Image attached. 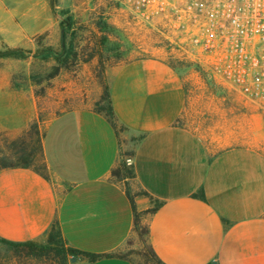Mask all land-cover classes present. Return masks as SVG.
Listing matches in <instances>:
<instances>
[{
  "label": "crops",
  "instance_id": "0c3cea01",
  "mask_svg": "<svg viewBox=\"0 0 264 264\" xmlns=\"http://www.w3.org/2000/svg\"><path fill=\"white\" fill-rule=\"evenodd\" d=\"M24 3H0V49L54 39L52 3ZM206 91L165 58L118 66L109 97L121 131L90 108L52 119L41 142L47 175L0 170V238L43 243L56 223L70 248L112 254L71 264H140L122 250L136 239L133 204L163 264H264L263 115L229 89L216 102L205 101ZM8 99L23 103L0 91ZM124 151L132 152V201L111 175Z\"/></svg>",
  "mask_w": 264,
  "mask_h": 264
},
{
  "label": "rangeland",
  "instance_id": "374dc122",
  "mask_svg": "<svg viewBox=\"0 0 264 264\" xmlns=\"http://www.w3.org/2000/svg\"><path fill=\"white\" fill-rule=\"evenodd\" d=\"M48 1L58 21L54 39L40 40L34 49H15L14 55L9 54L12 49H0V91L20 95L23 100V103L18 99L0 101V162L10 160L15 143L33 154L32 168L47 175L36 146L37 142L41 145L48 124L65 111L96 108L114 70L132 59L165 58L186 84L206 88L205 101L216 102L227 96L226 87L205 76L194 60L184 59L179 45L167 42L160 25L121 12L114 0ZM15 2L27 5L25 0H0L6 7ZM61 28H64L63 47ZM122 181L138 193L132 178ZM144 229L139 224L135 241H130L122 250L137 258L140 264H153L146 235L142 233ZM0 264L52 263L28 258L0 243Z\"/></svg>",
  "mask_w": 264,
  "mask_h": 264
},
{
  "label": "built area",
  "instance_id": "2783aa9c",
  "mask_svg": "<svg viewBox=\"0 0 264 264\" xmlns=\"http://www.w3.org/2000/svg\"><path fill=\"white\" fill-rule=\"evenodd\" d=\"M264 116V0H114ZM132 166V160H125Z\"/></svg>",
  "mask_w": 264,
  "mask_h": 264
},
{
  "label": "trees",
  "instance_id": "16d2710c",
  "mask_svg": "<svg viewBox=\"0 0 264 264\" xmlns=\"http://www.w3.org/2000/svg\"><path fill=\"white\" fill-rule=\"evenodd\" d=\"M60 25L63 26L62 23ZM69 26H70V21H68L67 27L69 28ZM16 52L17 51L15 49H12L9 51V54L14 55ZM101 103H104V105L99 106ZM92 110L95 111L96 113L105 116L109 121V123L112 125V127L115 129L116 134H118L121 131L122 127L118 125L112 110L111 101L109 97V86L104 88L103 94L101 95L96 108ZM12 145L13 146L10 153L11 158L10 160H1L0 170L9 169V168L33 169L31 164L33 154L27 152L25 147L22 145H20L19 147H17L15 143H13ZM36 149L41 153L42 156L41 145L39 144V142H37ZM131 155H132L131 151H124L120 153L121 158L118 163V166L111 172V175L116 180L120 181V180H124L125 178H133L132 166H127L125 162L126 159H131ZM125 190H126V194L132 201L129 188L126 187ZM157 207L158 205L155 204V206L152 209L144 211L143 214H151L157 209ZM132 209L134 212V230L139 232L138 214L136 213L133 204H132ZM142 233L146 235V228ZM0 243L6 245L15 252L24 253L25 256L28 258L39 259V260L43 259L52 264H67V262L71 258H75V259L83 258L89 262H93L102 257H109L112 255V254L95 255L70 248L69 246L66 245L65 241L63 240L60 234V230L56 223H54L46 233L45 243H37L31 241L23 242V243H13L1 238H0ZM148 254L153 264H163L155 257V255L151 252L150 249H148Z\"/></svg>",
  "mask_w": 264,
  "mask_h": 264
},
{
  "label": "water",
  "instance_id": "95a60500",
  "mask_svg": "<svg viewBox=\"0 0 264 264\" xmlns=\"http://www.w3.org/2000/svg\"><path fill=\"white\" fill-rule=\"evenodd\" d=\"M64 28H61L60 29V43H61V45H62V47H63V45H64ZM76 261V259L75 258H71L70 259V262H75ZM211 264H216L215 262H212Z\"/></svg>",
  "mask_w": 264,
  "mask_h": 264
}]
</instances>
